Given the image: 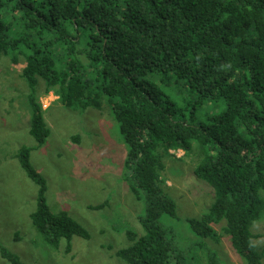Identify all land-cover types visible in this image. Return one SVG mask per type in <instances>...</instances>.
<instances>
[{
	"label": "trees",
	"instance_id": "1",
	"mask_svg": "<svg viewBox=\"0 0 264 264\" xmlns=\"http://www.w3.org/2000/svg\"><path fill=\"white\" fill-rule=\"evenodd\" d=\"M3 56L24 60L37 147L50 135L39 80L71 110H101L106 97L126 147L124 180L144 207L142 234L127 231L129 245L116 252L125 264H187L160 224L176 216L161 179L170 151L196 154L194 175L214 195L199 220H188L193 235L217 240L213 225L225 222L245 264H264L251 232L264 214V0H0ZM31 151L17 159L38 187L32 226L48 247L65 239L70 251L73 237L89 233L50 210ZM0 256L25 264L5 248ZM208 264L221 263L209 254Z\"/></svg>",
	"mask_w": 264,
	"mask_h": 264
},
{
	"label": "rangeland",
	"instance_id": "2",
	"mask_svg": "<svg viewBox=\"0 0 264 264\" xmlns=\"http://www.w3.org/2000/svg\"><path fill=\"white\" fill-rule=\"evenodd\" d=\"M24 67L22 58L17 64L9 57L0 60V249H7L25 264H125L116 252L129 245L127 231L142 234L139 218L144 207L124 180L126 147L106 97L101 110H71L55 94L47 93L39 80L35 95L50 135L37 147L29 134L30 90L20 75ZM201 120L197 117L195 123ZM23 147L32 149L30 163L46 180L50 210L68 213L89 233V239L73 237L70 251L65 239L57 250L48 247L32 226L38 187L17 159ZM169 153L162 160L161 179L176 204V216L164 215L160 224L174 237L177 251L187 264H208L209 254L221 264H245L223 232L225 222L213 225L219 234L217 240L193 235L188 220H199L212 205L214 195L194 175L199 162L196 154ZM100 205L103 207L98 210L89 209ZM251 232L258 236L253 243L263 254L264 263V214ZM15 234H19L18 240ZM0 264L9 263L0 256Z\"/></svg>",
	"mask_w": 264,
	"mask_h": 264
}]
</instances>
